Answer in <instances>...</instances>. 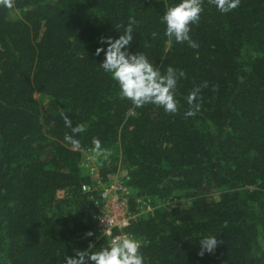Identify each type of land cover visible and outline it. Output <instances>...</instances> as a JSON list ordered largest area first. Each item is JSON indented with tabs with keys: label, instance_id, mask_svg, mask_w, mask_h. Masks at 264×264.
<instances>
[{
	"label": "trees",
	"instance_id": "1",
	"mask_svg": "<svg viewBox=\"0 0 264 264\" xmlns=\"http://www.w3.org/2000/svg\"><path fill=\"white\" fill-rule=\"evenodd\" d=\"M91 148L153 206L135 246L99 234ZM0 264H264V0L2 1Z\"/></svg>",
	"mask_w": 264,
	"mask_h": 264
},
{
	"label": "built area",
	"instance_id": "2",
	"mask_svg": "<svg viewBox=\"0 0 264 264\" xmlns=\"http://www.w3.org/2000/svg\"><path fill=\"white\" fill-rule=\"evenodd\" d=\"M105 150L91 148L83 151L81 166L89 176L90 182L82 185L84 192L96 190V195L90 196L92 212L100 236L107 238L113 249H122L138 244L132 235L125 232V228L136 218L137 214L150 213L153 206L149 199H137V212L129 208L130 188L126 182L128 171L118 166L114 173L102 176L99 171V162L105 158ZM164 204L175 205V201L167 200Z\"/></svg>",
	"mask_w": 264,
	"mask_h": 264
},
{
	"label": "rangeland",
	"instance_id": "3",
	"mask_svg": "<svg viewBox=\"0 0 264 264\" xmlns=\"http://www.w3.org/2000/svg\"><path fill=\"white\" fill-rule=\"evenodd\" d=\"M2 1H5V0H0V3H1ZM15 13H16V11L14 12V14H15ZM119 68H122V65H120ZM35 98H36L39 102H41V99H40V97H39L37 94L35 95Z\"/></svg>",
	"mask_w": 264,
	"mask_h": 264
}]
</instances>
